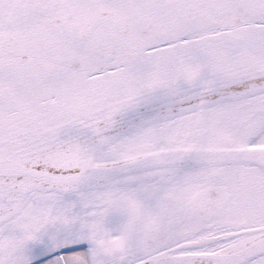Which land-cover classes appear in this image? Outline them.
<instances>
[{
    "label": "snow or ice",
    "instance_id": "6c2138e0",
    "mask_svg": "<svg viewBox=\"0 0 264 264\" xmlns=\"http://www.w3.org/2000/svg\"><path fill=\"white\" fill-rule=\"evenodd\" d=\"M0 264H264V0H0Z\"/></svg>",
    "mask_w": 264,
    "mask_h": 264
}]
</instances>
